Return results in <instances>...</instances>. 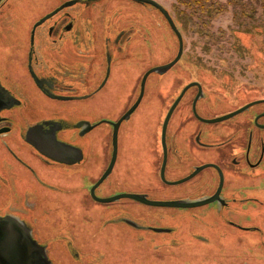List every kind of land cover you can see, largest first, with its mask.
I'll return each mask as SVG.
<instances>
[{
  "label": "flooded vegetation",
  "instance_id": "flooded-vegetation-1",
  "mask_svg": "<svg viewBox=\"0 0 264 264\" xmlns=\"http://www.w3.org/2000/svg\"><path fill=\"white\" fill-rule=\"evenodd\" d=\"M167 26L177 36L144 0H0V264H57L58 256L83 264L86 241L98 247L104 236L124 242L129 256L146 250L159 260L152 253L188 237L208 243L209 232L261 230L264 87L234 104L201 76L164 105L165 78L184 48L177 63L148 74L144 90L142 80L177 56L179 39L173 58L131 74L134 56L154 53L150 37ZM149 88L159 94L153 109ZM61 195L76 196L83 224L100 207L92 231L80 236Z\"/></svg>",
  "mask_w": 264,
  "mask_h": 264
},
{
  "label": "rangeland",
  "instance_id": "rangeland-1",
  "mask_svg": "<svg viewBox=\"0 0 264 264\" xmlns=\"http://www.w3.org/2000/svg\"><path fill=\"white\" fill-rule=\"evenodd\" d=\"M160 1L171 11L172 15L180 17L178 27L184 40V56L179 63L181 66L179 65L180 68H176L170 76L165 78L164 105H168L185 82L193 78H201V76H205L204 80L212 89L210 92L212 95L222 97L228 94L230 102L234 104L251 99L258 89H263L264 0H238L234 4L229 0H218L217 3L223 4L224 10H218L217 5L211 9L209 14L192 8L178 13L175 7L184 8L178 3L181 0ZM196 10L198 12H195ZM182 14L195 17H191L190 21L189 18L188 20L182 19ZM150 40V47L154 53L151 52L147 56H134L132 63L134 70L131 74L133 79H137L146 67L155 63L167 62L168 59L173 58L169 54L178 45L177 36L168 26L163 31H154ZM193 63L197 65L196 68H193L195 67ZM186 66L192 67L188 69ZM176 74L180 75L179 79L175 78ZM147 95L151 96L148 106L153 109V106L157 104H153L152 97L158 101L157 95L159 94L157 91L155 94L152 93L149 88ZM158 117L159 113L156 117L154 116L152 122L156 128ZM60 185H62L61 182ZM82 188L81 184L75 191H82ZM61 196L71 208L72 224L77 231L81 230L80 236L87 234L89 230L92 231L99 219L97 210H100V207L95 206L90 211L91 220L89 216H86L89 222L86 221L83 224V217L86 214L76 196ZM58 201L61 203L60 200ZM58 206L62 211L63 205ZM255 218L261 225V230L258 232L246 233L244 237L231 238H223V235L220 234V236L217 231L209 232L211 241L208 243L188 237L178 248H166L162 252L152 253L160 255L159 260L152 255L149 256L146 250H138V256H129V249L125 247L124 242L104 236V244L101 243L98 247L86 241L88 245L83 246L82 250L85 251V259L89 260H85L83 264L94 263V261L96 264H236L237 261L264 264V210L258 211ZM191 225L190 230L197 229L208 233L206 228L200 224L192 222ZM58 258L57 264H70L66 257L58 256Z\"/></svg>",
  "mask_w": 264,
  "mask_h": 264
},
{
  "label": "water",
  "instance_id": "water-1",
  "mask_svg": "<svg viewBox=\"0 0 264 264\" xmlns=\"http://www.w3.org/2000/svg\"><path fill=\"white\" fill-rule=\"evenodd\" d=\"M144 1L150 2V3H152V4L156 5V6H158V7L161 9L162 13H163V14L166 16V18L168 19V21H169V23H170L172 29L177 33V36H178V39H179V44H180V47H179L180 49H179V52H178L177 56H176L171 62H169L168 64H166V65L164 66V68H153V69L147 71V72L144 74V76H143V80H142V88H143V90H144L145 81H146V78H147L148 74H149L150 72H152V71L163 72V71L166 70L169 66H171V65H173V64H175V63H177V62L180 60L181 56H182L183 48H184V40H183V36H182L180 30L178 29V27H177L175 21L173 20L172 15L170 14L169 10H168L165 6H163V5H161L160 3H158L156 0H144ZM185 90H186V88L182 91L181 95L177 98V100L175 101V103H174L173 106L171 107V109H170V111H169V113H168V115H167V117H166V120H165V127H166V125H167V122H168V120H169V116H170L172 110L174 109V107L177 105V103H178L179 100L181 99V97H182L183 93L185 92ZM241 110H242V109H241ZM241 110L239 109V110H237L235 113H237V112H239V111H241ZM225 118H227V116H226V117H221V118H219V119H216V121H217V120H222V119H225ZM114 144L117 145V137H116V134L114 135ZM115 158H116V149H115V151H114L113 157H112V159H111V162H110L108 168L106 169V171L104 172V174L102 175V177H101V178L95 183L94 187H95L96 185H98L100 182H102V181L104 180V178H106V177L108 176V174H109V172L111 171L112 166H113V164H114V162H115ZM58 159H61V160H62L61 157H58ZM94 187H93V188H94ZM123 195H124V196H129V197L137 198V196H136V195H133V194H123ZM120 196H121V195H119V196H114V197H110V198H102V199H100V200H102V201H111V200H115V198H118V197H120ZM17 250H18V247H16V248L14 249V257L16 256Z\"/></svg>",
  "mask_w": 264,
  "mask_h": 264
},
{
  "label": "trees",
  "instance_id": "trees-1",
  "mask_svg": "<svg viewBox=\"0 0 264 264\" xmlns=\"http://www.w3.org/2000/svg\"><path fill=\"white\" fill-rule=\"evenodd\" d=\"M218 0H181L179 3V5H183L184 8H180L179 6L178 7H175V10L179 13H183L185 12L187 9H198V10H203L205 13L209 14L211 12V9L216 7L218 5V10L221 9L222 11L224 10L223 9V4H220V3H217ZM230 3L234 4L235 2L237 3L238 0H229ZM206 9V10H204ZM195 12H198L197 10ZM210 18H212L211 15H208ZM182 19H187L188 18L190 19L191 21V17H195V16H187V15H184L182 14L181 15Z\"/></svg>",
  "mask_w": 264,
  "mask_h": 264
}]
</instances>
